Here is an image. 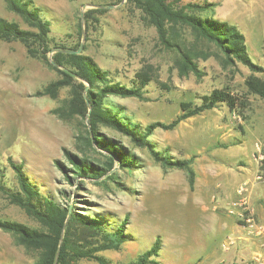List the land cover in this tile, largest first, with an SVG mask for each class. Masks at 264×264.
Instances as JSON below:
<instances>
[{"label":"rangeland","instance_id":"rangeland-1","mask_svg":"<svg viewBox=\"0 0 264 264\" xmlns=\"http://www.w3.org/2000/svg\"><path fill=\"white\" fill-rule=\"evenodd\" d=\"M189 2L214 3L197 13L237 25L245 34L252 59L264 65V0H181V4ZM30 5L51 22L52 45H79V51L125 84H132L139 71L152 75L144 88L147 98H109V106L123 110L133 126L144 129L156 121L168 123L183 113V101L200 103L202 95L216 88L230 87L245 95L250 107L244 119L220 103L182 120L175 128H156L148 137L155 149L174 159L193 158V187L186 170L165 169L147 147L137 146L130 136L106 126H101V132L126 147L138 167L121 169L116 164L112 170L115 180L103 176L85 181L76 178L70 183L62 170V165L68 166V152L97 162L103 159L82 137L90 123L77 115L61 117L55 111L71 96L70 85L60 88L56 97L40 93L61 78L56 69L30 55L20 40H1L0 180L18 189L12 158L23 164L41 192L60 202L69 201L78 212L101 220L109 230L126 221L127 240L121 248L98 252L107 259L106 264L136 260L157 239L161 248L151 259L159 264H264V238L249 234L228 212V203L236 195L233 189L223 188L236 175L233 161L243 158L242 151L253 159L257 144L263 142L264 99L249 93L246 85L252 70L239 61L226 63L214 43L198 37L190 26L176 24V38L183 52L190 54L196 65L193 69L178 48L165 46L145 12L128 0H30ZM0 17L36 30L6 0H0ZM53 53H48L51 60ZM252 162L259 167L255 175L264 172V162ZM0 218L45 228L3 191ZM38 257L39 251L0 228V264H34ZM77 264L102 263L84 258Z\"/></svg>","mask_w":264,"mask_h":264},{"label":"trees","instance_id":"trees-1","mask_svg":"<svg viewBox=\"0 0 264 264\" xmlns=\"http://www.w3.org/2000/svg\"><path fill=\"white\" fill-rule=\"evenodd\" d=\"M134 6L141 8L150 23L156 26L159 36L165 46L178 48L186 63L193 69L196 65L189 53L183 52L181 43L177 40L175 25H188L201 39L214 43L225 55L228 64L237 61L247 65L253 73L246 78L249 93L257 94L264 99V65L255 62L247 47L245 34L227 21L213 17L204 18L197 12L209 9L214 3L200 4L189 2L181 4V0H128ZM9 8L22 16L36 30L25 29L18 22L0 17V41L20 40L29 50L30 55L39 57L56 69L61 78L48 84L41 94L56 97L60 88L71 86V96L64 105L55 111L61 117L80 116L88 120L87 134L82 136L90 150L103 156L98 162L88 156L68 152V166L62 165L64 176L68 182L74 179H100L103 176L115 180L116 164L120 168L138 167L135 156L124 146L101 132V126L111 127L130 136L140 147H147L155 161L165 169L179 168L187 171L190 185L195 184L193 158H173L168 152L155 149L148 137L154 129L162 127L175 128L182 120L226 104L231 111H237L246 119L245 111L250 107V101L245 95L235 93L230 87L216 88L211 93L202 95L200 103L183 101V113L166 123L156 121L146 124L144 129L131 125L122 115L123 110H115L109 106V98L136 97L145 99L144 89L151 81L152 75L147 71L137 72L132 84H125L110 76V72L101 68L88 54L79 50V45L69 47L65 44L52 45L51 22L44 18L38 9H32L30 0H6ZM92 10L86 16L90 17ZM176 38V39H175ZM54 50L52 60L48 53ZM89 84V86H88ZM243 128V126H240ZM238 139L235 143H240ZM10 163L17 176L18 189H11L0 180V191L5 192L11 202L23 207L27 213L37 219L45 228L39 229L28 224L0 218V228L13 234L17 241L29 249L39 251V257L34 264H77L80 259H95L102 264L107 259L98 252L106 249H119L127 240L125 233L126 221L120 227L109 230L98 219L90 218L78 212L72 204L60 202L34 185L26 175L23 164L10 158ZM241 223V222H240ZM161 242L159 239L136 260L127 264H159L151 259L159 254Z\"/></svg>","mask_w":264,"mask_h":264},{"label":"built area","instance_id":"built-area-1","mask_svg":"<svg viewBox=\"0 0 264 264\" xmlns=\"http://www.w3.org/2000/svg\"><path fill=\"white\" fill-rule=\"evenodd\" d=\"M253 159L259 163L264 162V134L263 142L257 144L256 151L252 154ZM255 182L264 183V172H259L255 176ZM249 180L241 182L236 189V197L228 203L227 210L236 216L249 234H255L264 238V222H260L256 216V210L250 203ZM228 247V246H227Z\"/></svg>","mask_w":264,"mask_h":264},{"label":"crops","instance_id":"crops-1","mask_svg":"<svg viewBox=\"0 0 264 264\" xmlns=\"http://www.w3.org/2000/svg\"><path fill=\"white\" fill-rule=\"evenodd\" d=\"M242 152L244 159H236L233 161V163H237L236 175L232 176L231 180H226L223 184V188H231L234 191V195H237V185L245 180H249L251 183L250 203L256 210L258 220L264 222V183L255 182V171L257 172L259 167L253 164V159L250 158L246 151Z\"/></svg>","mask_w":264,"mask_h":264},{"label":"water","instance_id":"water-1","mask_svg":"<svg viewBox=\"0 0 264 264\" xmlns=\"http://www.w3.org/2000/svg\"><path fill=\"white\" fill-rule=\"evenodd\" d=\"M79 51V50H78ZM88 86H89V84H88Z\"/></svg>","mask_w":264,"mask_h":264}]
</instances>
